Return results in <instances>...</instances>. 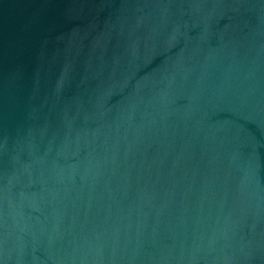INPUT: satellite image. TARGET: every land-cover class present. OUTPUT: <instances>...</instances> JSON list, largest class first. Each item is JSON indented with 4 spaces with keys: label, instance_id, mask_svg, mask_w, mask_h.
Instances as JSON below:
<instances>
[{
    "label": "water",
    "instance_id": "1",
    "mask_svg": "<svg viewBox=\"0 0 264 264\" xmlns=\"http://www.w3.org/2000/svg\"><path fill=\"white\" fill-rule=\"evenodd\" d=\"M0 264H264V0H0Z\"/></svg>",
    "mask_w": 264,
    "mask_h": 264
}]
</instances>
